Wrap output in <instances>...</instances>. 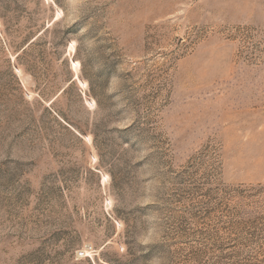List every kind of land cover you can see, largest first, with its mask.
<instances>
[{
    "label": "rangeland",
    "instance_id": "374dc122",
    "mask_svg": "<svg viewBox=\"0 0 264 264\" xmlns=\"http://www.w3.org/2000/svg\"><path fill=\"white\" fill-rule=\"evenodd\" d=\"M0 264H264V0H0Z\"/></svg>",
    "mask_w": 264,
    "mask_h": 264
},
{
    "label": "trees",
    "instance_id": "16d2710c",
    "mask_svg": "<svg viewBox=\"0 0 264 264\" xmlns=\"http://www.w3.org/2000/svg\"><path fill=\"white\" fill-rule=\"evenodd\" d=\"M35 41V40H34ZM34 42L32 41L30 44H28L26 47H24V49L22 50V52L26 51Z\"/></svg>",
    "mask_w": 264,
    "mask_h": 264
},
{
    "label": "bare ground",
    "instance_id": "6f19581e",
    "mask_svg": "<svg viewBox=\"0 0 264 264\" xmlns=\"http://www.w3.org/2000/svg\"><path fill=\"white\" fill-rule=\"evenodd\" d=\"M77 65V64H76ZM78 66V65H77Z\"/></svg>",
    "mask_w": 264,
    "mask_h": 264
},
{
    "label": "built area",
    "instance_id": "2783aa9c",
    "mask_svg": "<svg viewBox=\"0 0 264 264\" xmlns=\"http://www.w3.org/2000/svg\"><path fill=\"white\" fill-rule=\"evenodd\" d=\"M82 256V255H81ZM84 256V255H83Z\"/></svg>",
    "mask_w": 264,
    "mask_h": 264
}]
</instances>
